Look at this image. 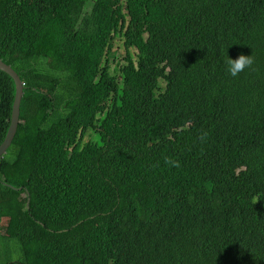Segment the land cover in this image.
Masks as SVG:
<instances>
[{
	"label": "trees",
	"instance_id": "obj_1",
	"mask_svg": "<svg viewBox=\"0 0 264 264\" xmlns=\"http://www.w3.org/2000/svg\"><path fill=\"white\" fill-rule=\"evenodd\" d=\"M0 60V264H264V0H0Z\"/></svg>",
	"mask_w": 264,
	"mask_h": 264
},
{
	"label": "water",
	"instance_id": "obj_2",
	"mask_svg": "<svg viewBox=\"0 0 264 264\" xmlns=\"http://www.w3.org/2000/svg\"><path fill=\"white\" fill-rule=\"evenodd\" d=\"M0 70L6 72L13 79L15 86V94L12 104L9 127L2 143L0 144V156H1L11 144V141L16 133L17 125L19 123V106L22 97L23 86L21 84V79L19 78L18 74L9 65L5 64L1 60H0Z\"/></svg>",
	"mask_w": 264,
	"mask_h": 264
},
{
	"label": "clouds",
	"instance_id": "obj_3",
	"mask_svg": "<svg viewBox=\"0 0 264 264\" xmlns=\"http://www.w3.org/2000/svg\"><path fill=\"white\" fill-rule=\"evenodd\" d=\"M224 63L226 65V71L228 75L232 78H236L246 69H252V66L255 63V60H254L253 55L247 56V55L241 54L235 59H232L227 55ZM21 84L23 86L22 82ZM201 138L203 139V136ZM5 222H6V219L3 217L0 221L1 229H2V225L3 224L5 225ZM4 225H3V229H4Z\"/></svg>",
	"mask_w": 264,
	"mask_h": 264
},
{
	"label": "rangeland",
	"instance_id": "obj_4",
	"mask_svg": "<svg viewBox=\"0 0 264 264\" xmlns=\"http://www.w3.org/2000/svg\"><path fill=\"white\" fill-rule=\"evenodd\" d=\"M122 44H123L122 38L120 36H116L113 40V49L116 51V53H115L114 62L111 63L112 68H114L117 64L123 63V57L125 53H124V48ZM87 135H88L87 138L91 139L92 137L93 140L96 139L94 133L92 134V132H88ZM3 225H2V231H4Z\"/></svg>",
	"mask_w": 264,
	"mask_h": 264
}]
</instances>
